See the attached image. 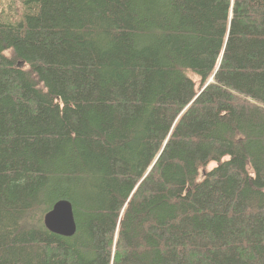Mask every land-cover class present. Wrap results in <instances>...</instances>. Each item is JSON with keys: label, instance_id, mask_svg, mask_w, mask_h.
Masks as SVG:
<instances>
[{"label": "trees", "instance_id": "trees-1", "mask_svg": "<svg viewBox=\"0 0 264 264\" xmlns=\"http://www.w3.org/2000/svg\"><path fill=\"white\" fill-rule=\"evenodd\" d=\"M0 264H264V0H0Z\"/></svg>", "mask_w": 264, "mask_h": 264}, {"label": "water", "instance_id": "water-1", "mask_svg": "<svg viewBox=\"0 0 264 264\" xmlns=\"http://www.w3.org/2000/svg\"><path fill=\"white\" fill-rule=\"evenodd\" d=\"M44 224L52 233L72 237L78 230L73 203L60 199L44 215Z\"/></svg>", "mask_w": 264, "mask_h": 264}, {"label": "rangeland", "instance_id": "rangeland-1", "mask_svg": "<svg viewBox=\"0 0 264 264\" xmlns=\"http://www.w3.org/2000/svg\"><path fill=\"white\" fill-rule=\"evenodd\" d=\"M215 162H212L211 166H214Z\"/></svg>", "mask_w": 264, "mask_h": 264}]
</instances>
